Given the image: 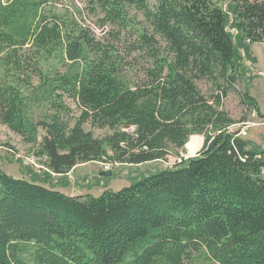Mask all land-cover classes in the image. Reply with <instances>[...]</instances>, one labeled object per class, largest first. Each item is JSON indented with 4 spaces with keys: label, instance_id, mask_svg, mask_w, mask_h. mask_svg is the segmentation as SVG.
Here are the masks:
<instances>
[{
    "label": "trees",
    "instance_id": "1",
    "mask_svg": "<svg viewBox=\"0 0 264 264\" xmlns=\"http://www.w3.org/2000/svg\"><path fill=\"white\" fill-rule=\"evenodd\" d=\"M93 2L107 22L123 23L132 7L143 14L147 27L132 51H142L144 64L79 23L62 27L38 13L22 42L32 36L45 54L59 50L69 69L47 83L48 95L61 90V98L38 121L19 87L0 85V123L36 146L45 171L15 177L0 167V264H264V147L229 132L236 121L222 109L244 79L245 57L254 58L252 45L264 42V0H231L226 9L221 0ZM18 10L4 7L5 20ZM13 63L8 53L3 64ZM243 101L260 113L248 87ZM86 124L109 132L95 136ZM196 134L203 147L185 159ZM170 156L181 161L119 190H60L81 163Z\"/></svg>",
    "mask_w": 264,
    "mask_h": 264
},
{
    "label": "rangeland",
    "instance_id": "2",
    "mask_svg": "<svg viewBox=\"0 0 264 264\" xmlns=\"http://www.w3.org/2000/svg\"><path fill=\"white\" fill-rule=\"evenodd\" d=\"M230 1L221 0L224 9ZM11 5H17L19 10L9 16L6 21L4 15L6 12H2V10L4 7H11ZM39 12L44 22L47 23L57 22L62 27L64 22L74 25L79 23L97 39H100L104 45L115 48L121 56L126 57L130 53L129 60L137 63L138 68H141L144 64L142 51H132V47L138 42L140 34L147 27V24L143 14L133 7L129 9L126 20L123 23L116 24L105 21V14L93 0H0V85L10 84L21 89L25 97L27 113L33 120L38 121L54 112L55 101L61 98L58 93L60 94L62 91L59 90L49 96L47 83L55 75L64 74L69 69V65L60 60L59 50H53L51 54H45L44 50L32 45V36L25 44L22 42L26 37H24L26 30L28 28L34 29L39 23ZM7 35H11L13 41H15L12 48ZM251 50L254 58L245 57L247 70L244 72V79L237 86L238 90L230 92L223 101L222 109L227 111L236 123L247 120L259 121L260 118L264 117L260 113H256V116H254V109L243 101V94L248 87L255 91L254 95L264 110V42L253 44ZM8 53L12 55L14 63L5 66L3 58ZM244 55L243 53V57ZM36 66L37 68H35ZM199 84L203 92L208 94L211 91V86L207 83L200 82ZM63 101L72 109L70 115L77 117L79 110L76 103L67 95L63 96ZM85 128L93 131L95 136L98 137H102L109 132L108 129H93L89 124H86ZM196 135L202 136L204 140L203 135ZM256 136H259L264 145L263 126L250 128L245 139L252 142ZM203 144L204 141L200 150ZM35 151L36 146L25 143L21 136L9 129L8 126L0 123V167L4 171L15 177L27 178L30 177L28 171L31 170L44 174L45 171L41 170V165L34 157ZM181 155L185 159L190 158L186 145L185 150L181 151ZM179 161L181 159L170 156L166 160L139 165L120 163L112 165L98 161L81 163L68 173L65 179L67 184L60 186V190L69 195L87 193L99 195L106 189L119 190L142 175L172 167ZM110 170H112L110 176L101 175V171ZM52 176L55 178V183L59 176L55 174Z\"/></svg>",
    "mask_w": 264,
    "mask_h": 264
},
{
    "label": "built area",
    "instance_id": "3",
    "mask_svg": "<svg viewBox=\"0 0 264 264\" xmlns=\"http://www.w3.org/2000/svg\"><path fill=\"white\" fill-rule=\"evenodd\" d=\"M261 125V122L254 121H243L239 123L232 124L229 127V132L236 133L237 136L245 137L249 133V129L255 126Z\"/></svg>",
    "mask_w": 264,
    "mask_h": 264
},
{
    "label": "bare ground",
    "instance_id": "4",
    "mask_svg": "<svg viewBox=\"0 0 264 264\" xmlns=\"http://www.w3.org/2000/svg\"><path fill=\"white\" fill-rule=\"evenodd\" d=\"M203 137L198 135H192L189 142L186 144L189 154H195L202 146Z\"/></svg>",
    "mask_w": 264,
    "mask_h": 264
},
{
    "label": "crops",
    "instance_id": "5",
    "mask_svg": "<svg viewBox=\"0 0 264 264\" xmlns=\"http://www.w3.org/2000/svg\"><path fill=\"white\" fill-rule=\"evenodd\" d=\"M250 92H251V95L257 100V102H258V104H259V107H260V114L261 115H264V110L262 109V106H261V104H260V102H259V100L257 99V97L254 95V93H255V91H253L252 89H250ZM256 113H257V111L256 110H254V112H253V115L254 116H256ZM261 120H259V121H254V122H261V125H258V126H263L264 127V117L263 118H260ZM248 121H251V120H248ZM258 126H255V127H252V128H257ZM250 130V129H249ZM256 130V129H255ZM260 130V129H259ZM260 133V132H259ZM258 133V134H259ZM260 135V134H259ZM263 140V139H262ZM204 141V140H203ZM253 142L255 143V144H257V145H260V146H262V147H264V145H263V141H261L260 139H259V136H256L254 139H253Z\"/></svg>",
    "mask_w": 264,
    "mask_h": 264
},
{
    "label": "water",
    "instance_id": "6",
    "mask_svg": "<svg viewBox=\"0 0 264 264\" xmlns=\"http://www.w3.org/2000/svg\"><path fill=\"white\" fill-rule=\"evenodd\" d=\"M199 151H200V149L193 155L189 154V157L197 156ZM111 174H112V170H110V171H101V175H104V176H110Z\"/></svg>",
    "mask_w": 264,
    "mask_h": 264
}]
</instances>
